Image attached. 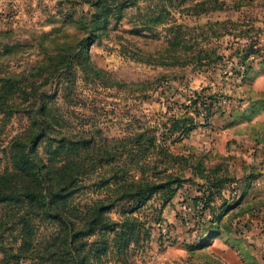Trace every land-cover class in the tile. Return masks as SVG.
I'll list each match as a JSON object with an SVG mask.
<instances>
[{"label":"rangeland","instance_id":"374dc122","mask_svg":"<svg viewBox=\"0 0 264 264\" xmlns=\"http://www.w3.org/2000/svg\"><path fill=\"white\" fill-rule=\"evenodd\" d=\"M199 1L140 0L125 8L117 25L110 24L85 49L91 64L103 71V78L83 73L80 65L85 64L77 56L73 70L64 71L57 83L49 75L56 61L47 57L75 50L77 41L86 35L80 16L92 13L91 4L88 0H0V80L7 74H26L25 83L35 90L32 94L34 90L28 88L29 95L16 98L15 112L0 114V172L11 167V141L30 125L27 103L43 92L51 98V113L59 118L62 131L39 143L43 161L48 162V143L53 146L52 140L67 132L92 139L95 151L86 164L102 163L78 177L69 199L73 219L105 197L99 185L110 175L111 163L129 161L123 147L116 144L115 148L112 140L140 131L156 132L157 137L164 132L173 153L200 158L207 169L219 164L236 179L222 193L239 205L222 220L220 235L209 240L208 246L189 250V245L201 239L194 223L200 205L193 198L200 194L196 184L202 180L185 170L184 177L190 180L170 200L156 194L134 214L150 226L149 238L118 251L115 233L104 232L103 264H264V109L258 103L264 94V0H218L221 9L197 14L192 6ZM156 15L162 24L149 22ZM176 33L187 42L179 63L170 46ZM200 49L214 53V60H191L190 55ZM245 49H258L259 55L243 61ZM242 62L250 68L241 79L231 69L240 68ZM225 70H229L227 76ZM194 90L210 98H228L218 106L200 108L202 114L196 116L191 100ZM188 115L194 117L195 129L183 138L170 135L172 120ZM245 186L247 195L242 199ZM120 203L107 213L116 221L121 218ZM6 213L10 212L0 206V219ZM34 225L36 253L15 264H48V256L40 252L56 236L57 223L36 220ZM17 235L14 226L0 234L4 243L0 244V264H5L3 247L13 246L15 251ZM99 236L82 241L92 248ZM85 258L92 261V254L86 252Z\"/></svg>","mask_w":264,"mask_h":264},{"label":"trees","instance_id":"16d2710c","mask_svg":"<svg viewBox=\"0 0 264 264\" xmlns=\"http://www.w3.org/2000/svg\"><path fill=\"white\" fill-rule=\"evenodd\" d=\"M139 1L88 0L93 11L90 15L80 16V22L86 28V35L77 41L74 51L47 57L50 62L56 61V64L49 68L50 77L55 82H60L64 71L73 70L74 59L78 56L79 61L85 64L80 65L83 73L94 72L91 75L92 79L103 78L101 74L103 71L91 64L86 50L110 24L117 25L123 18L125 8L136 6ZM221 6L218 0H201L192 8L197 14H202L219 10ZM149 22L163 23L160 15L152 16ZM177 27H182V24H177ZM138 31L139 29H135V33ZM186 44L180 33H176L170 41V46L176 50L172 55L175 62L179 63L182 60L183 55H180V51L187 48ZM76 49L79 52H76ZM250 50L245 49L243 61L259 55L258 49ZM211 53L200 49L190 56L191 60L196 62L210 61L214 60L211 57L214 53L210 55ZM214 58L220 59V56L215 55ZM242 64L238 65L240 68L231 69V72L241 79L250 68L246 63ZM228 73L229 70H225L223 74L227 76ZM26 80V74H7L0 80V114L8 116L15 112L18 108L16 98L29 95L28 88L34 90V87L25 83ZM34 93L35 90L32 91V94ZM191 94L193 107L197 108L194 110L196 116L202 114L200 108L218 106L221 99L224 101L228 98L220 100L217 96L210 98L204 92L196 90ZM50 99L41 92L27 103L31 108L28 117L30 125L26 131L11 141L8 156L11 167L0 172V206L10 212L1 215L0 234L11 226L16 227L18 234L13 241L17 244L15 251L13 246H10V249L3 247V263L12 261L15 264L19 263L21 258L32 257L37 250L34 245L36 235L34 222L49 220L57 223L58 232L47 244L48 247L40 252L48 256V259H45L48 264H91L92 261L95 264H103L101 255L107 250L104 232L115 233L118 251L125 249L132 242L137 243L141 240L143 242L149 238L150 226L134 214L156 194L165 195L170 200L183 183L190 180V177H184L185 170L191 176L202 180V183L196 184L200 194L193 198L194 202L200 205V209H196L194 214V223L200 230L201 239L189 245V250L204 248L209 245V240L220 235L222 220L239 205V201L234 204L229 202L222 193L225 187L236 183V179L228 175L219 164L207 169L200 158L173 153L166 143L164 132L157 137L156 132L140 131L122 139L112 140L115 148L118 145L123 147L129 161L111 163L110 175L104 177L99 185V188L105 191V197L86 206L84 212L75 217L79 223L74 221L76 219L69 216L71 213L69 199L76 191L78 177L93 165L102 166V163L86 164L85 160L91 159L89 156L95 151L92 139L67 132L59 135L58 140H52L53 146L48 143L45 151L48 162L43 161L38 153L39 143L48 139L51 134L62 132L59 131L61 125L59 118L53 117L51 113ZM258 103L260 108L264 109V94ZM195 126L192 115L177 116L172 120L168 130L170 135L178 134L177 137L183 138L194 130ZM109 155L113 156L112 153ZM245 184L248 186L249 182ZM246 190V186L243 187L240 198L246 197ZM217 199L221 200L219 204L216 203ZM118 202H121L118 212L121 218L116 221L107 213L117 206ZM93 235L100 236L93 241L94 247L90 248L86 246L87 242L82 240ZM0 244H4L2 240ZM86 252L92 254V261L85 258Z\"/></svg>","mask_w":264,"mask_h":264}]
</instances>
